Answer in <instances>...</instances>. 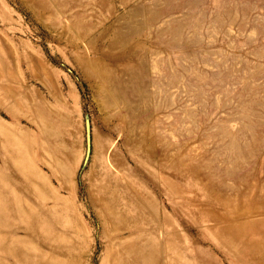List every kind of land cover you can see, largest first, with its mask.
Instances as JSON below:
<instances>
[{
	"label": "rangeland",
	"instance_id": "obj_1",
	"mask_svg": "<svg viewBox=\"0 0 264 264\" xmlns=\"http://www.w3.org/2000/svg\"><path fill=\"white\" fill-rule=\"evenodd\" d=\"M0 264H264V0H0Z\"/></svg>",
	"mask_w": 264,
	"mask_h": 264
},
{
	"label": "water",
	"instance_id": "obj_2",
	"mask_svg": "<svg viewBox=\"0 0 264 264\" xmlns=\"http://www.w3.org/2000/svg\"><path fill=\"white\" fill-rule=\"evenodd\" d=\"M86 139H87V158H88L91 150L90 123L88 119L86 121Z\"/></svg>",
	"mask_w": 264,
	"mask_h": 264
}]
</instances>
